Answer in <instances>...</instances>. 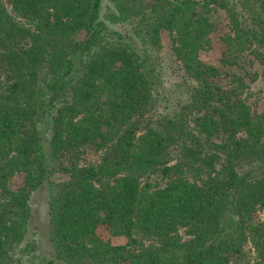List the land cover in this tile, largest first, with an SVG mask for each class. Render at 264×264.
Segmentation results:
<instances>
[{"label":"trees","instance_id":"obj_1","mask_svg":"<svg viewBox=\"0 0 264 264\" xmlns=\"http://www.w3.org/2000/svg\"><path fill=\"white\" fill-rule=\"evenodd\" d=\"M9 1L14 15L0 0V264H26L16 253L37 249L26 239L29 201L43 185L51 257L38 264H238L248 244L255 257L244 264H264V217L253 221L264 211V112L245 102L244 78L222 88L199 58L221 26L213 8L228 18L223 64L264 48V0ZM162 31L196 87L152 121L169 101L151 53ZM86 146L97 164H79ZM119 236L127 243L112 245Z\"/></svg>","mask_w":264,"mask_h":264},{"label":"rangeland","instance_id":"obj_2","mask_svg":"<svg viewBox=\"0 0 264 264\" xmlns=\"http://www.w3.org/2000/svg\"><path fill=\"white\" fill-rule=\"evenodd\" d=\"M7 10L12 14L11 4L9 0H3ZM105 10L103 14H105ZM210 17L214 23L221 25L216 34L211 35L210 46L199 53V58L206 64L215 66L219 70V76L210 79L211 82L222 88L233 85L236 78H244L246 84L245 102L250 106L252 113L264 112V48H260L257 52L246 51L237 57L231 64H223L222 55L225 47L220 40V36L228 32L227 15L223 10L214 9L210 12ZM18 19V18H17ZM22 23L23 21L19 19ZM31 24H27L30 26ZM161 46L158 49H151L152 56L161 73L163 85L169 96V101L161 104L155 112L146 115L152 121L158 116L171 115L176 112L181 104L190 103L191 93L196 87V83L188 78L178 63L171 49V39L167 31L160 34ZM229 62V63H230ZM179 102V103H177ZM100 152L86 146L82 149L79 164L95 165L100 160ZM65 177L59 175L53 176L52 180H64ZM17 180V179H16ZM153 182H160L163 185L165 181L155 174L151 177ZM18 183V180L15 182ZM47 187L46 185L38 188L29 201L30 219L28 223V240L35 242L37 249L32 253H16L15 258L22 260L26 264H38L41 261L51 257V248L48 242V215H47ZM264 217L263 212H256L253 215L254 223L261 222ZM103 233L106 234L105 231ZM180 235L184 240L188 237L184 234V230L180 231ZM104 237V236H103ZM112 245L124 246L127 243L125 237H110ZM146 244L155 243L154 241H144ZM246 256L244 262H252L255 253L248 244L245 249ZM237 262L238 264H244Z\"/></svg>","mask_w":264,"mask_h":264}]
</instances>
